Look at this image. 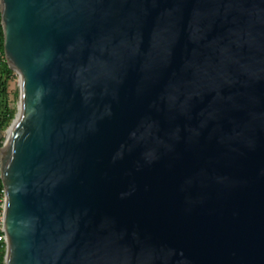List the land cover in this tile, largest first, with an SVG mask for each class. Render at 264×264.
Wrapping results in <instances>:
<instances>
[{
	"label": "water",
	"instance_id": "1",
	"mask_svg": "<svg viewBox=\"0 0 264 264\" xmlns=\"http://www.w3.org/2000/svg\"><path fill=\"white\" fill-rule=\"evenodd\" d=\"M0 20L4 264H264V0H0Z\"/></svg>",
	"mask_w": 264,
	"mask_h": 264
},
{
	"label": "trees",
	"instance_id": "2",
	"mask_svg": "<svg viewBox=\"0 0 264 264\" xmlns=\"http://www.w3.org/2000/svg\"><path fill=\"white\" fill-rule=\"evenodd\" d=\"M0 47L3 50V35L0 33ZM12 71L9 69L5 62L0 63V77H4V81H0V136L4 134L6 129L10 126L11 122L15 118V110H12L7 105V81L12 75ZM3 139H0V147L2 146ZM3 186L0 181V192ZM6 253V245L0 242V264H4V257Z\"/></svg>",
	"mask_w": 264,
	"mask_h": 264
},
{
	"label": "rangeland",
	"instance_id": "3",
	"mask_svg": "<svg viewBox=\"0 0 264 264\" xmlns=\"http://www.w3.org/2000/svg\"><path fill=\"white\" fill-rule=\"evenodd\" d=\"M12 72H13L12 75L10 76L9 80L7 81V90H6L7 91V105L10 109L15 110V116H16L18 113V109H17L18 108L17 73L14 71H12ZM4 80H5L4 77H0V81H4Z\"/></svg>",
	"mask_w": 264,
	"mask_h": 264
},
{
	"label": "built area",
	"instance_id": "4",
	"mask_svg": "<svg viewBox=\"0 0 264 264\" xmlns=\"http://www.w3.org/2000/svg\"><path fill=\"white\" fill-rule=\"evenodd\" d=\"M0 33H2L1 20H0ZM2 62H5V58H4V52L2 48L0 47V63ZM2 146H3V143H2ZM3 203H4V189H2L0 192V242L5 244V239H4L3 230H2Z\"/></svg>",
	"mask_w": 264,
	"mask_h": 264
},
{
	"label": "bare ground",
	"instance_id": "5",
	"mask_svg": "<svg viewBox=\"0 0 264 264\" xmlns=\"http://www.w3.org/2000/svg\"><path fill=\"white\" fill-rule=\"evenodd\" d=\"M18 109H19V107H18ZM19 111V110H18Z\"/></svg>",
	"mask_w": 264,
	"mask_h": 264
}]
</instances>
